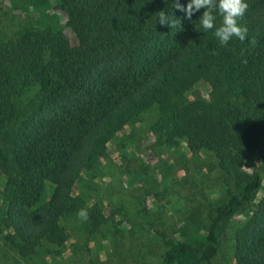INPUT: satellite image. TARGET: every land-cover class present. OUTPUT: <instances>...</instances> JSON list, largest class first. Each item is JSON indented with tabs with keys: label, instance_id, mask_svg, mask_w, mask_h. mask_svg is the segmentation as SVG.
Segmentation results:
<instances>
[{
	"label": "trees",
	"instance_id": "obj_1",
	"mask_svg": "<svg viewBox=\"0 0 264 264\" xmlns=\"http://www.w3.org/2000/svg\"><path fill=\"white\" fill-rule=\"evenodd\" d=\"M20 1L62 11L74 41L50 25H26L15 37L0 38L5 245L29 261L40 250L63 246L72 219L98 231L107 216L96 200L89 202L85 179L97 176L118 133L149 114L155 145L184 141L191 154L214 156L223 194L205 215L195 209L165 238L163 262L216 264L230 220L252 205L234 227L231 258L233 264H264V192L252 202L262 177L243 168L252 154L264 153V0H246L239 23L248 36L243 42L233 37L227 46L215 28L202 29L205 9L189 19L171 0ZM161 10L176 21L173 27L159 23ZM213 14L219 26L222 18ZM203 82L208 97L184 102ZM82 208L86 221L77 217Z\"/></svg>",
	"mask_w": 264,
	"mask_h": 264
},
{
	"label": "rangeland",
	"instance_id": "obj_2",
	"mask_svg": "<svg viewBox=\"0 0 264 264\" xmlns=\"http://www.w3.org/2000/svg\"><path fill=\"white\" fill-rule=\"evenodd\" d=\"M26 6L20 0H0L1 39L15 37L26 25H50L62 29L74 41L65 27L62 11L31 6L25 9ZM208 92V84L198 83L183 101L196 94L208 97ZM150 120L151 115L146 114L142 120L124 127L109 143L107 155L94 170L97 176L85 179L93 189L87 193L89 202L96 200L107 216V222L98 231L90 233L72 219L67 225L70 237L63 246L52 248L55 251L51 253L40 250L29 261L21 260L15 250L8 248L0 233V264H165V238L195 209L205 215L210 204L223 194L214 156L203 152L191 154L184 141L173 147L155 145ZM243 168L249 172L258 170L262 177L261 188L252 200L254 204L264 192V153L252 154ZM2 186L0 178V192ZM252 208L251 205L237 211L230 220L221 238L216 264L234 263L233 230Z\"/></svg>",
	"mask_w": 264,
	"mask_h": 264
},
{
	"label": "clouds",
	"instance_id": "obj_3",
	"mask_svg": "<svg viewBox=\"0 0 264 264\" xmlns=\"http://www.w3.org/2000/svg\"><path fill=\"white\" fill-rule=\"evenodd\" d=\"M170 6L184 12L189 19H191L194 12L199 11L201 8L205 9L199 19V23L204 31L215 28L214 36L218 39L221 46H227L233 37L243 42L248 36L247 26L239 23L244 18L249 7L246 0H189L186 6L181 4L180 0H171ZM214 12H218L222 18L219 26L215 25L216 15L213 14ZM158 19L160 24H170L171 27L176 22L170 19L164 10L159 11ZM249 43L255 46L257 43L255 37H252ZM243 62L246 63L247 61ZM77 217L81 221H86L88 219L87 210L84 208L79 209Z\"/></svg>",
	"mask_w": 264,
	"mask_h": 264
}]
</instances>
